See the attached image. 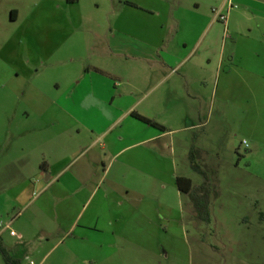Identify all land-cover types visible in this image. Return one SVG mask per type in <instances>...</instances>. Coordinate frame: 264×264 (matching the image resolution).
<instances>
[{"label":"rangeland","instance_id":"obj_1","mask_svg":"<svg viewBox=\"0 0 264 264\" xmlns=\"http://www.w3.org/2000/svg\"><path fill=\"white\" fill-rule=\"evenodd\" d=\"M133 1L164 8L146 23L155 30L175 23L164 16L163 0H0V228L12 221L19 233L29 221L36 225L37 235L26 229L35 246L20 251L22 264L40 263L45 254L43 264H264V0H201L199 14L179 21V40L189 50L196 46L185 87L192 97L184 88L176 102L182 113L174 127L179 168L194 184L205 183L208 221L184 195L178 222L162 221L171 230L165 241L133 213L132 240L111 245L118 253L107 259H91L88 244L72 238L58 243L62 237L51 209L40 211L39 201L23 208L17 201L21 181L10 173L19 161L40 156L34 148L50 138L48 128L55 123L39 114L52 107L50 98L79 110L91 62H107L123 78L142 77L124 56L98 53L110 43L125 47L127 28L146 27L142 17L151 11L135 8ZM91 46L97 49L89 54ZM193 147L199 171L184 153ZM42 226L49 240L40 235ZM0 264H7L1 253Z\"/></svg>","mask_w":264,"mask_h":264},{"label":"crops","instance_id":"obj_2","mask_svg":"<svg viewBox=\"0 0 264 264\" xmlns=\"http://www.w3.org/2000/svg\"><path fill=\"white\" fill-rule=\"evenodd\" d=\"M163 2L167 5L164 16L168 14L175 23L167 26L163 22L155 30L146 23L149 17H161L164 8H146L133 1L135 8L151 11V15L142 17L146 27L127 28L125 47L110 43L98 52L107 57L124 56L130 60V67L143 72L142 77L123 78L111 64L91 62L85 68L90 77L86 80L88 90L80 94V109L67 108L50 98L52 107L39 112L44 120L55 123L48 128L50 138L34 148L41 150L40 156L19 161L15 172L10 173L21 181L16 186L20 205L24 208L39 201L40 211L51 209L55 231L62 237L58 243L72 238L88 244L91 259H107L118 253L111 245L132 240L129 225L133 213L160 233H156L157 240L165 241L171 230L162 221L178 222L185 203L177 178L190 177L180 174V145L174 127L182 116L176 102L190 85L193 68L187 65L196 46L189 50V43L179 40V21L183 16L199 14L203 3ZM110 36L114 39L116 33ZM96 49L91 46L89 54ZM185 90L191 98L190 88ZM159 111L164 113L161 118ZM134 112L156 120L167 130L140 121ZM184 153L197 171L193 167V163L197 164L194 147ZM73 210L70 218L67 215ZM10 223L0 228V244L22 264L20 251H30L35 246L26 229L31 228L37 235V227L29 221L25 230L17 233ZM40 228V235L49 240V229ZM7 237L14 241L7 243ZM45 257L46 254L40 263L31 260L30 264H43ZM24 259H29L27 254Z\"/></svg>","mask_w":264,"mask_h":264},{"label":"trees","instance_id":"obj_3","mask_svg":"<svg viewBox=\"0 0 264 264\" xmlns=\"http://www.w3.org/2000/svg\"><path fill=\"white\" fill-rule=\"evenodd\" d=\"M97 70L99 72H102L99 69ZM133 116L150 126L156 127L163 131L167 130L166 127L158 123L156 120L148 118L140 113L134 112ZM193 167L197 171H199L197 168V164L193 163ZM177 185L182 194L184 195L187 194L190 196L194 208L197 210L199 218L204 221H208L209 195H208V191L206 190L205 183L199 186H195L190 178L178 177ZM0 253L3 255V258L5 259L7 264H20L19 261L12 260L8 256L6 249L1 244H0Z\"/></svg>","mask_w":264,"mask_h":264},{"label":"built area","instance_id":"obj_4","mask_svg":"<svg viewBox=\"0 0 264 264\" xmlns=\"http://www.w3.org/2000/svg\"><path fill=\"white\" fill-rule=\"evenodd\" d=\"M221 20L225 22L227 20V17L226 16H221Z\"/></svg>","mask_w":264,"mask_h":264}]
</instances>
